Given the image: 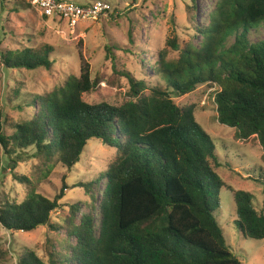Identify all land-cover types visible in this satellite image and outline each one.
<instances>
[{
	"label": "trees",
	"instance_id": "trees-1",
	"mask_svg": "<svg viewBox=\"0 0 264 264\" xmlns=\"http://www.w3.org/2000/svg\"><path fill=\"white\" fill-rule=\"evenodd\" d=\"M189 2L193 9L196 0ZM19 5L29 4L20 0ZM260 27L264 0H216L207 22L197 28L198 44L188 43L176 58L165 49L157 53L152 70L158 83L113 68L128 83L129 100L123 104L90 101L103 78L91 76L85 63L78 76L70 75L32 102L18 103L19 112L27 115L9 129L0 111V147L9 156L14 151L7 150L9 144L33 148L34 156L69 170L90 139L116 151L101 174L75 185L90 193L91 202L78 221L77 205L70 206L66 237L54 240L59 252L51 246L46 262L29 251L20 264H241L217 218L224 183L216 171L215 145L196 120L195 105L180 107L173 96L189 94L198 85L214 88L216 120L234 129L239 140L255 137L264 159V33L250 39V31ZM230 37L234 40L226 46ZM50 51L47 45L5 49L0 60L9 69H50ZM119 78L111 76L107 83ZM15 179L26 186L27 196L0 204V225L7 231L29 232L43 225L55 230L51 214L63 189L51 199L25 176ZM231 190L238 232L264 239V209L255 206L251 193Z\"/></svg>",
	"mask_w": 264,
	"mask_h": 264
},
{
	"label": "rangeland",
	"instance_id": "rangeland-1",
	"mask_svg": "<svg viewBox=\"0 0 264 264\" xmlns=\"http://www.w3.org/2000/svg\"><path fill=\"white\" fill-rule=\"evenodd\" d=\"M21 8L19 1L0 0V51L8 49H41L50 46V69H9L0 60V111L9 129L13 122L21 120L27 112L20 113L18 103L32 102L41 95L61 86L70 75L78 76L81 66L88 65L91 76L102 77L90 101H106L119 106L129 100L126 78L114 75V67L126 70L148 84L159 79L152 66L156 65L157 53L167 50L168 57L176 58L188 43L198 44L200 28L216 0H196L192 8L189 0H104L111 6L93 20H82L69 26L63 20L47 17L33 5ZM85 4L94 0H69ZM263 27L250 31V39L264 33ZM230 37L226 46H229ZM177 46V51L170 43ZM125 49V50H124ZM109 50V53H108ZM108 56H114V60ZM116 76L114 85L107 79ZM198 85L184 96H173L180 107L194 106L196 120L212 139L219 160L216 169L224 185L220 189V206L217 218L225 234L230 250L241 264H264V239L244 237L235 226V207L232 190H243L253 195L258 209H264V159L261 146L255 137L239 140L235 130L216 120L212 92L214 88ZM24 104V103H23ZM25 114V115H24ZM9 133L10 130H7ZM11 134V133H10ZM11 156L0 147V204L21 202L27 196L26 186L15 179L25 176L40 194L53 199L63 189L59 206L51 214L52 230L47 225L26 231H7L0 225V264H20V259L33 251L38 258L48 261L49 248L56 253L60 247L54 240L66 237V220L71 215L70 206L77 205L76 220L87 212L91 195L78 183L93 180L114 160V148L98 139H90L77 164L71 169L59 163H47L34 156L33 148L14 149ZM10 159L16 163H12ZM262 177V178H261ZM104 187V181L100 183ZM94 196L100 198L99 192ZM96 226L99 215L95 213ZM63 242V241H62Z\"/></svg>",
	"mask_w": 264,
	"mask_h": 264
},
{
	"label": "built area",
	"instance_id": "built-area-1",
	"mask_svg": "<svg viewBox=\"0 0 264 264\" xmlns=\"http://www.w3.org/2000/svg\"><path fill=\"white\" fill-rule=\"evenodd\" d=\"M32 3L44 16L58 18L72 27L79 21L96 19L111 9L110 4L104 0L85 4L69 0H32Z\"/></svg>",
	"mask_w": 264,
	"mask_h": 264
},
{
	"label": "clouds",
	"instance_id": "clouds-1",
	"mask_svg": "<svg viewBox=\"0 0 264 264\" xmlns=\"http://www.w3.org/2000/svg\"><path fill=\"white\" fill-rule=\"evenodd\" d=\"M31 2H32V0H31ZM110 7H111V6H110ZM110 10H111V9H110ZM110 10H109V11H110Z\"/></svg>",
	"mask_w": 264,
	"mask_h": 264
}]
</instances>
